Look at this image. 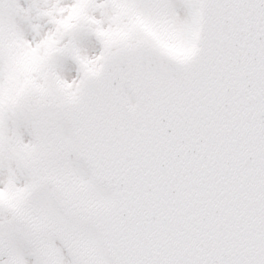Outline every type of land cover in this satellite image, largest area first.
Returning <instances> with one entry per match:
<instances>
[{
    "label": "snow or ice",
    "instance_id": "obj_1",
    "mask_svg": "<svg viewBox=\"0 0 264 264\" xmlns=\"http://www.w3.org/2000/svg\"><path fill=\"white\" fill-rule=\"evenodd\" d=\"M0 264H264V0H0Z\"/></svg>",
    "mask_w": 264,
    "mask_h": 264
}]
</instances>
